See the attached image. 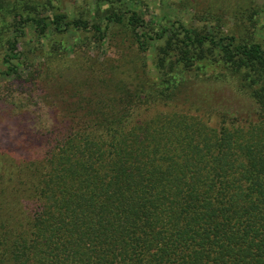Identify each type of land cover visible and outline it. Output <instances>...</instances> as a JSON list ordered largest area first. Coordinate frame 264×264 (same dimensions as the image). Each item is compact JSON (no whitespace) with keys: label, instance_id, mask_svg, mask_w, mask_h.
Segmentation results:
<instances>
[{"label":"trees","instance_id":"16d2710c","mask_svg":"<svg viewBox=\"0 0 264 264\" xmlns=\"http://www.w3.org/2000/svg\"><path fill=\"white\" fill-rule=\"evenodd\" d=\"M127 1L100 0L101 15L83 20L45 14L36 0H0V26L6 12L12 33L0 35V77H19L24 29L101 41L119 25L140 52L154 49L155 73L120 92L108 115L71 96L61 114L69 123L35 148L0 123V264H264V47L181 24L147 28ZM204 78L247 98L244 110L217 111L233 116L227 126L134 118L141 101L172 100Z\"/></svg>","mask_w":264,"mask_h":264},{"label":"rangeland","instance_id":"374dc122","mask_svg":"<svg viewBox=\"0 0 264 264\" xmlns=\"http://www.w3.org/2000/svg\"><path fill=\"white\" fill-rule=\"evenodd\" d=\"M36 1L46 5L45 14H65L68 19L92 20L107 7L100 0ZM132 5L153 30H172L181 24L194 31L233 36L237 44L260 43L264 47L263 0H134ZM258 11L260 15L253 16ZM5 15L1 16L2 40L12 36ZM18 50L22 54L19 77H0V123L16 128V142L27 148L54 138L55 124L69 123L61 114L75 105L71 96L83 93L87 109L102 108L108 115L111 102L117 108L120 92L123 96L138 82L155 81L154 49L140 52L124 25L109 27L101 41L80 31L43 38L24 29ZM235 104L244 110L247 98L235 91L232 83L204 78L181 84L172 100L141 101L133 116L142 122L159 116L157 124L195 119L208 129L233 121V116L220 118L217 111Z\"/></svg>","mask_w":264,"mask_h":264}]
</instances>
